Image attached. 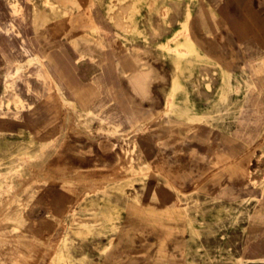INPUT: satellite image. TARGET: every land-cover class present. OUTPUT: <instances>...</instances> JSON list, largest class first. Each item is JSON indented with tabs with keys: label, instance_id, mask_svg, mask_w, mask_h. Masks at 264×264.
Wrapping results in <instances>:
<instances>
[{
	"label": "rangeland",
	"instance_id": "374dc122",
	"mask_svg": "<svg viewBox=\"0 0 264 264\" xmlns=\"http://www.w3.org/2000/svg\"><path fill=\"white\" fill-rule=\"evenodd\" d=\"M123 1L0 0L20 38L0 99V264H264L246 254L264 234V47L195 35L206 0ZM95 11L145 40L178 23L170 105L121 118L30 97V37L93 34Z\"/></svg>",
	"mask_w": 264,
	"mask_h": 264
},
{
	"label": "crops",
	"instance_id": "0c3cea01",
	"mask_svg": "<svg viewBox=\"0 0 264 264\" xmlns=\"http://www.w3.org/2000/svg\"><path fill=\"white\" fill-rule=\"evenodd\" d=\"M101 13L93 14V34L78 27L66 38L53 34L40 39L30 37L35 54L44 60L43 72L37 65L28 66L30 97L44 96L46 113L54 112L49 98L70 103L82 112L107 105L113 116L121 118L163 110L178 94L176 56L162 49L176 48V43L170 41L180 26L177 23L145 40L144 36L118 32ZM4 15L0 14V99L5 96L9 74L18 75L20 60V38L13 30L15 21L6 25L1 20ZM55 24L58 29L64 26ZM190 24L195 35H202L203 28L207 35L221 34L236 43L263 48L264 0H206L194 10ZM13 83L20 88V77H14ZM14 93V99L20 96V90L17 95ZM16 127L19 126H13ZM246 254L264 257V234L249 238Z\"/></svg>",
	"mask_w": 264,
	"mask_h": 264
},
{
	"label": "bare ground",
	"instance_id": "6f19581e",
	"mask_svg": "<svg viewBox=\"0 0 264 264\" xmlns=\"http://www.w3.org/2000/svg\"><path fill=\"white\" fill-rule=\"evenodd\" d=\"M60 1V0H59ZM65 1V0H64ZM70 1H72V0H70ZM123 1V0H122ZM130 1V0H129ZM138 1V0H137ZM136 1V2H137ZM150 1V0H149ZM152 1V0H151ZM62 2V1H61ZM124 2V1H123ZM57 3H58V1H57ZM71 3V2H70ZM69 2H68V4H70ZM67 4V3H66ZM134 4V3H133ZM61 6V5H60ZM65 6V5H64ZM77 6V5H76ZM135 6V5H134ZM72 7V6H71ZM112 7V6H111ZM116 7H118V6H116ZM134 9V8H133ZM136 9V8H135ZM160 10V9H159ZM137 11V10H136ZM139 12V11H138ZM161 12V11H160ZM38 13H39V11H38ZM132 13V12H131ZM135 13H137V12H135ZM157 13V12H156ZM168 13V12H167ZM133 14V13H132ZM131 14V15H132ZM138 14V13H137ZM39 15V14H38ZM159 16V15H158ZM43 17V16H42ZM38 19H40V18H38ZM74 19V18H73ZM80 19V18H79ZM75 22V21H74ZM80 22V21H79ZM42 24H44V23H42ZM35 25V24H34ZM117 28V27H116ZM118 29H119V27H118ZM123 29V28H122ZM123 34V33H122ZM126 35V34H125ZM131 36H132V34H130ZM87 40H89V39H87ZM176 40V39H175ZM82 41H86V40H82ZM87 43V42H86ZM88 43H90V41L88 42ZM130 43V42H129ZM194 43H195V40L193 39V38H189L188 39V42H187V44L188 45H190V46H192V45H194ZM231 43V42H230ZM66 44V43H65ZM187 53V52H186ZM241 65V64H240ZM224 67V66H223ZM173 92H174V90H173ZM173 94V93H172ZM235 94V93H234ZM172 97V96H171ZM166 104V103H165ZM169 105H170V103H169ZM60 120H61V118H60ZM67 124V123H66ZM163 125V124H162ZM44 129V128H43ZM45 130V129H44ZM154 140V139H153ZM237 140V139H236ZM169 143V142H168ZM39 144V143H38ZM160 155V154H159ZM4 163V162H3ZM5 169V168H4ZM186 170V169H185ZM12 175V174H11ZM248 176V175H247ZM8 178V177H7ZM200 179V178H199ZM4 182V181H3ZM18 185V184H17ZM111 188V187H110ZM112 189V188H111ZM112 192V191H111ZM180 192V191H179ZM125 193V192H124ZM181 193V192H180ZM86 194H88V193H86ZM97 195H99V194H97ZM101 195V194H100ZM92 196V195H91ZM95 197V196H94ZM166 197V196H165ZM162 198V197H161ZM164 198V197H163ZM93 201V200H92ZM95 203V202H94ZM117 203V202H116ZM164 203V202H163ZM16 206V205H15ZM15 208H17V207H15ZM253 209V208H252ZM248 211V210H247ZM82 212V211H81ZM214 212H216V211H214ZM231 212V211H230ZM219 213H220V211H219ZM211 216V215H210ZM209 219V218H208ZM204 220V219H203ZM247 223V222H246ZM205 224V223H204ZM199 225V224H198ZM191 226V225H190ZM213 227V226H212ZM189 230V229H188ZM22 234V233H21ZM247 234V233H246ZM197 236V235H196ZM209 237V236H208ZM198 238V237H197ZM92 247V246H91ZM33 252V251H32ZM3 254V253H2ZM18 257V256H17ZM6 259H7V257H6Z\"/></svg>",
	"mask_w": 264,
	"mask_h": 264
}]
</instances>
